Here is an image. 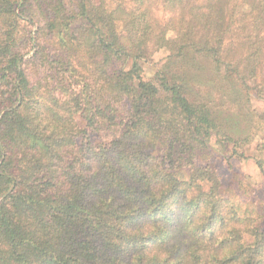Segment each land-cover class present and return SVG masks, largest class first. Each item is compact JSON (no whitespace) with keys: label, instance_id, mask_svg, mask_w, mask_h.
I'll list each match as a JSON object with an SVG mask.
<instances>
[{"label":"trees","instance_id":"obj_1","mask_svg":"<svg viewBox=\"0 0 264 264\" xmlns=\"http://www.w3.org/2000/svg\"><path fill=\"white\" fill-rule=\"evenodd\" d=\"M32 1L0 0V264H264L196 162L238 142L264 0Z\"/></svg>","mask_w":264,"mask_h":264},{"label":"rangeland","instance_id":"obj_2","mask_svg":"<svg viewBox=\"0 0 264 264\" xmlns=\"http://www.w3.org/2000/svg\"><path fill=\"white\" fill-rule=\"evenodd\" d=\"M35 1L29 4L30 13L40 17V11H46L50 0ZM155 17L164 22L167 15L157 9ZM30 30L34 28L31 26ZM30 55L31 52L24 58ZM246 85L248 106L243 107L242 115L231 119L239 123L232 137L235 142L240 141V146L213 134L210 148L203 150L196 162L219 177L221 195L232 201L239 217L250 218L261 227L264 225V60L255 79L247 80ZM183 169L186 175L187 168Z\"/></svg>","mask_w":264,"mask_h":264}]
</instances>
